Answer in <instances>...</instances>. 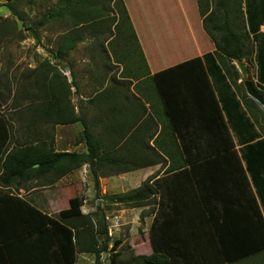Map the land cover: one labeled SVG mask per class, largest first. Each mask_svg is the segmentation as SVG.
I'll return each mask as SVG.
<instances>
[{
  "label": "trees",
  "instance_id": "16d2710c",
  "mask_svg": "<svg viewBox=\"0 0 264 264\" xmlns=\"http://www.w3.org/2000/svg\"><path fill=\"white\" fill-rule=\"evenodd\" d=\"M76 1L79 3L77 6L85 0H58V5L62 6L47 10L40 24L61 18L64 13H72L76 7L73 3ZM197 1L199 15L203 18V29L215 50L213 53L204 54L202 59L193 58L150 75L123 0H112L119 13L114 25L116 34L121 40H125L124 44L129 43L130 39L134 42L145 68L143 90L139 92L149 103L150 110L135 129L129 127V131L132 130L131 135L141 137L139 145L143 152L120 154V151L107 150L99 153L91 141L85 154L55 152L52 147H43L41 144L14 146L9 150L3 145L0 135L1 188L12 179L40 182L46 173L53 175L50 182H54L83 164L89 165L94 176L105 166L116 168V172L119 173L157 164L166 167L163 171L165 178L154 183L160 197L162 195L164 198L159 201L157 214L149 230L151 254L148 256L131 254L124 264H224L225 255L232 258L238 256L229 261L233 263L264 251L262 248L247 253L250 248H238L233 240V231L237 228L232 226L231 221L228 224L225 218L219 223L213 210V206L220 202L219 193L226 190V186H223L224 181L225 184L230 182L238 194L251 199L252 205H248L247 208L253 212V216L255 215L264 234L261 215L253 196L248 192V181L233 150L229 134L230 128L241 144L244 147L248 146L243 153L245 168L253 184L257 186L256 190L260 196L258 173L264 174V162L260 165L258 163L261 162L260 156L264 153V120L258 119L257 114H261V110L257 102L246 93L243 95L242 104L246 106L253 123L255 121L257 124L256 127L253 125L252 129L242 113L241 117H238L242 105H236L234 108L230 102L235 115L226 110L221 96L216 88H213V82L211 84L209 80V77L212 81L213 78L208 66L213 60L214 68H221L218 61L240 63L250 59L254 52L250 32L255 34L257 31V27H253L257 21V12L254 10L250 12L246 0V19L250 25L247 31L244 22L242 27H235L227 19L218 18L220 13L214 8L206 15L208 5L202 8L200 1ZM222 1L219 0V5H223ZM8 7L12 10L10 5ZM94 25L95 27L103 25V21L94 22ZM80 40V36L77 35L63 37L58 52L67 54ZM256 55L259 63L258 85L254 86V83L249 81L255 91L264 97V65L261 60L264 54L258 51ZM53 57L59 60L56 54ZM43 67L46 69L45 72L52 73L50 84L47 89L44 87L38 90L35 93L36 97L49 96L57 108L65 96L71 115L63 120L62 124L78 122L79 116L74 114V108L68 98L70 87L65 92V86L57 78L60 73L56 66H50L49 62H45ZM231 68H234V65H231ZM45 72L43 71L42 75ZM234 77L240 79L236 69ZM41 79L39 76V80ZM240 86L244 87L243 83H240ZM105 93H101V96ZM248 127L252 131L251 134L245 133ZM255 129L259 132L255 133ZM255 134L263 136L261 141L254 143H257L259 155L250 150L249 143L255 139ZM4 135L5 138L8 137L7 132ZM151 141L152 146L149 144ZM134 143H138L136 138ZM255 162H258L257 168ZM94 183V191L97 193L96 176ZM1 188L0 264H76L77 253L93 256L92 264H102L100 262L102 254L108 251L112 252L109 264H119L118 257L121 254L116 250L120 241L114 240L112 247L108 248L110 239L104 221L105 216L99 212V205L96 207L98 212L92 215L83 214L81 210L83 198L74 195L68 201V208L51 217L42 213L29 201L10 195L11 192ZM260 198L262 199L261 196ZM108 200L128 207L150 204L145 187L108 197ZM244 252L246 254L241 255Z\"/></svg>",
  "mask_w": 264,
  "mask_h": 264
},
{
  "label": "crops",
  "instance_id": "0c3cea01",
  "mask_svg": "<svg viewBox=\"0 0 264 264\" xmlns=\"http://www.w3.org/2000/svg\"><path fill=\"white\" fill-rule=\"evenodd\" d=\"M199 1L202 8H205L207 5L209 7L206 15L213 10L214 3V9L220 13V15L218 14L219 16H217L218 18L224 20L227 19L232 22L235 27H242V23L244 22L247 31H249L250 25L246 19V0H223V5H219V0ZM123 2L150 75H155L158 72L169 69L193 58L202 59L204 54L213 53L215 50L203 29V18L199 15L197 0H123ZM248 4L250 12L253 10L257 12V21H255L253 25V27H257V31L255 34L250 32V39L254 47L252 58L253 64L250 63L247 65L245 62H243V64L245 65L246 71L247 66H249V73L251 75H256V78H252V80L258 83L257 75L259 63H257L256 54L258 51H261L264 54V0H248ZM179 37L185 43L184 49L192 46L197 49L194 56H185L183 54L184 50L182 49L180 50L182 57L173 58V54L169 52L168 45L173 44L172 42H175ZM151 42L154 45L153 51ZM261 58L262 64L264 65V56ZM152 64L155 66L154 69L152 68ZM113 65L116 67L120 66L116 63H113ZM63 66L64 69H67L68 67L67 65ZM61 72V77H57L59 82H62V84H64L65 81L69 83L66 70ZM42 78V88L45 87L47 89L51 77H49V74L46 71L42 75ZM142 79L137 81L140 82ZM136 83L137 82H133V84L129 85V91H124V89L120 90L119 86L115 84V86L109 88V90L101 96L99 95L101 91L96 90L97 86H92L90 82L88 89L87 86L82 85V83L77 80V84L72 86L71 92L73 97L72 101H74V114L79 116V121L72 124H62V121L68 119L71 115L68 101L63 100L61 105H58L56 108L55 104H53L51 99L48 98L49 96L43 97L44 99H42L43 101L39 105L40 115L36 112L31 114L35 117L30 120L32 122L30 128H26L28 130H26L28 139L31 140L30 142H32V144L40 143L43 147H52L55 152H76L85 154L87 153L88 143L90 141L99 153L107 150H110L111 152L120 151V154L143 152V148H140L139 145L141 137L139 135L134 137L131 135V131L146 118L150 109L139 92L143 90V86L139 88L138 92L134 91L133 86ZM217 96L218 95H216V97ZM37 116H39L40 120L34 123L33 121L38 119L36 118ZM129 127H132V130L129 131ZM87 131L89 136L87 135ZM254 132L257 133L259 131L258 129H255ZM245 133L251 134L252 131ZM229 134L231 136L233 150L238 157L239 163L243 168L248 181V192L250 196H253L256 202L264 227V178L258 179L261 199L256 190L257 186L253 184L249 173L245 168L246 163L243 159V153H245L247 150L245 148H248V146L244 147L239 141L237 135L233 133L230 128ZM1 136L2 139H7L6 144H8L9 136L5 138L4 133H2ZM135 138L138 140L137 144L134 143ZM262 139L263 136L255 134V139L249 143L251 146L250 150L255 152V154L259 155V151L258 146L256 145L257 143H254L256 141H261ZM149 144L152 146V141ZM11 147L12 146L9 147V150ZM157 167L161 168L162 166L161 164H157L142 169H136L131 172L119 173L116 172V168L105 166L100 168L95 176L97 177L98 187L100 189L102 187L101 194L105 195L109 204H111V202L108 200V197L125 194L145 187L148 193V201H150V203L152 201L154 205L156 202V195H160V192L156 189L154 183L163 178V172L161 176L158 173H154L148 178H145L147 176L145 174L142 177H138L134 174H138L139 171L146 172L148 169ZM1 173L2 172L0 171V175ZM52 176V174L46 173L38 183L36 180L18 181L12 179L7 184H3V187L0 188L5 191L10 190L12 191V194L10 195L26 200L24 198H28V195L33 192V189H36V186H39L43 191H41L38 196H29V202L45 215L55 217L60 210H58L55 216H52L51 208L54 209L55 206L58 208L62 207L61 205L59 207L58 199L62 200L64 197L68 204L69 199L74 197L71 193L75 192V189L78 186L84 183L85 185H88L91 190V187L95 184V176L91 173L88 164H83L80 168L54 180V182H50ZM131 176L134 179L133 183L136 184L135 188L128 190L122 189L120 190L121 192H118V189H115V186L123 185L124 182L126 183L128 181L127 178H130ZM29 185L32 186L31 189L26 188ZM223 186H226V190L219 193L218 200L220 202L216 206H213V210L216 213L215 215L217 216L219 223L225 218L228 224L229 221H231L232 226L237 228L233 231V240L238 248H250V251L247 253L264 248V234L262 227L260 223H258L255 215H252L253 212L247 208L248 205H252L250 204L251 199L238 194L235 190V186L233 185L232 187L230 182L225 184L224 181ZM154 190H156V192ZM92 192L95 197V210H91L89 213L90 215L94 212H98L96 211V207L99 202V199L96 196L97 193H95L93 189ZM83 201L85 200L83 199ZM112 205L122 207L118 210H111V213H109L110 210L106 209L104 215L105 218L107 219L109 215L120 216L125 224L129 225L130 230H133V227L138 225L139 214L142 209H145L148 206L128 207L117 203H112ZM82 213L86 214L83 211ZM153 214H155V212H153ZM108 237L110 239L109 232ZM112 244L113 241L110 242L109 240L108 248H111ZM120 244L118 248L120 247ZM140 244L144 246L145 254L139 253V255L137 253ZM140 244L133 242L129 245L130 248L134 250L132 255H150L152 250L148 232L145 239H143ZM78 254L91 256L77 253L76 264H78ZM243 254H246V252L241 255ZM224 257V264H264V251L259 252V254H252L248 258H242L233 263H229V261L238 256L232 258L229 255H225ZM92 263L93 262H91V264Z\"/></svg>",
  "mask_w": 264,
  "mask_h": 264
},
{
  "label": "rangeland",
  "instance_id": "374dc122",
  "mask_svg": "<svg viewBox=\"0 0 264 264\" xmlns=\"http://www.w3.org/2000/svg\"><path fill=\"white\" fill-rule=\"evenodd\" d=\"M58 4V0H0V135L7 132L9 136L8 144H6L7 139H2V141L3 145L8 149L10 146H27L32 144L26 134L28 131L26 128H30L32 123L30 120L35 117L31 115L33 112L40 115L39 105L44 98H37L35 93L42 88V73L46 70L43 67L45 62H49L50 66H56L60 73L59 77H61V71L63 70H66V73H68L69 83L65 81L62 85L65 86V92L70 87L68 98L73 108L74 101H72L71 85L77 84V80L82 85L87 86L88 89L90 82L92 86H97L96 90L101 91L99 95L105 93L106 90H109L115 84L119 86L120 90L129 91V85L137 82L133 86L135 92H138L143 84L142 80L140 82L137 81L143 78L145 68L140 60L136 45L131 39L129 43L124 44L123 41L125 40H121L116 34L114 25L118 20L119 13L116 7H114L112 0H85L77 6L76 4L79 3L76 1L73 3V6L76 7L72 13H64L63 17L54 18L41 25L40 22L43 20L46 11L62 6V4ZM8 5L12 7L13 11ZM97 21H103V25L95 27L94 22ZM72 35L80 36L81 40L67 54L59 53L58 48L63 37H70ZM172 43L171 45H167L169 52L173 54V58L182 57V54H180V50L182 49L185 56H194L197 52L194 46L184 49L185 43L180 37ZM151 47L153 51L154 45L152 42ZM57 53L59 54V57H57L59 60L53 57ZM252 58L253 54L250 59L244 60L242 63L245 62L247 65L253 64ZM113 63L120 66L116 67ZM218 63L221 67H217L218 69L214 68V60L208 63L213 78L212 81L210 77V81L211 84L213 82V88L215 87L221 96L223 104L227 107L226 110L234 114L232 107L236 108V105H242V108H240L241 112H238V117H241L240 113H242L243 115H241L249 121L251 129L253 125L256 127L257 124L255 121L253 123V119L249 116L246 106L242 104L243 95L246 92L244 87L240 86V83H243L245 80L252 81L254 86L258 85L252 80V78H256V75L249 73V66H247L245 75L241 74L237 67V62L223 60V62L218 61ZM63 65H67V69H64ZM231 65H234V68H231ZM154 67L152 64L153 69ZM234 69L239 74L240 79L238 80L234 77ZM48 74L51 77L52 73L49 72ZM39 76L42 78L41 80H39ZM64 100L66 101L65 96ZM230 102L232 107L230 106ZM147 104L149 107V103ZM258 106L261 114L258 113L257 117L264 120V109L259 104ZM36 118L38 119L34 120V123L40 120L39 116ZM250 127L246 128L245 131L250 132ZM33 144L38 145L40 143ZM260 157L261 162H257L259 165L264 162V153ZM257 163L255 162L256 168ZM165 168H152L146 170V172L139 171L138 174L135 173L134 175L142 177L145 174L147 175L145 178H148L154 173H158L161 176ZM258 174V179L264 178L262 173L259 172ZM132 176L127 178L128 181L124 182L123 185H116L115 189H118V192H121L120 190L122 189H134L136 184L133 183L134 179ZM162 176L164 177V174ZM31 185L26 188L31 189ZM94 188L93 185L90 190V187L83 183L75 189V192L71 193L72 195L81 196L85 200L83 201L81 210L86 214H89L93 209L95 210V197L92 194V189L94 190ZM41 191L43 190L39 186H36V189H33L28 198L29 196L35 197L40 195ZM101 191L102 187L101 189L98 187L96 196L99 199V212L102 211L105 215L106 209L110 210L109 213H111L113 210H118L122 207L112 205V203L109 204L105 195L101 194ZM6 192L12 193L10 190ZM28 198L24 199L29 201ZM163 198L164 196L161 195L160 197L157 194L154 205L151 201L150 205L142 209L139 214L138 225L133 227V230H130L129 225L125 224L120 216L109 215L107 219L104 217L107 230H109L110 242L114 240L121 242L118 248L119 251L116 250L121 254L118 257L119 264H124L128 256L134 253V250L129 246L131 243L140 244L145 239L147 232L149 235L148 230H150L154 217L157 214L159 201L163 200ZM57 201L59 207L60 205L62 207L58 208L55 206L54 209L51 208L52 216H55L58 210L68 208L64 197L62 200L58 199ZM99 240L102 239L99 238ZM144 251V246L140 244L137 253L145 254L146 252ZM103 254L100 262L102 264H109L112 252L108 251ZM91 262H94L93 256L77 255L78 264H91Z\"/></svg>",
  "mask_w": 264,
  "mask_h": 264
},
{
  "label": "water",
  "instance_id": "95a60500",
  "mask_svg": "<svg viewBox=\"0 0 264 264\" xmlns=\"http://www.w3.org/2000/svg\"><path fill=\"white\" fill-rule=\"evenodd\" d=\"M56 55H57V57H59L58 53ZM237 67H238L240 73L245 75V73H246L245 65L242 62H240V63H237ZM243 86H244L246 94L251 99H253L255 102H257L264 109V97H262L261 95H259L255 91V89H254L253 85L251 84V82L248 81V80H245L243 82ZM103 256H104V254H103Z\"/></svg>",
  "mask_w": 264,
  "mask_h": 264
}]
</instances>
